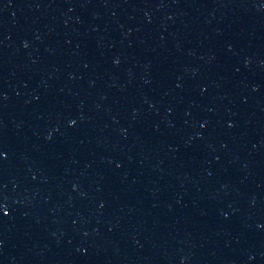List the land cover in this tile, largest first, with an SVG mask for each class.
Listing matches in <instances>:
<instances>
[{
    "label": "water",
    "instance_id": "water-1",
    "mask_svg": "<svg viewBox=\"0 0 264 264\" xmlns=\"http://www.w3.org/2000/svg\"><path fill=\"white\" fill-rule=\"evenodd\" d=\"M0 264H264V0H0Z\"/></svg>",
    "mask_w": 264,
    "mask_h": 264
}]
</instances>
